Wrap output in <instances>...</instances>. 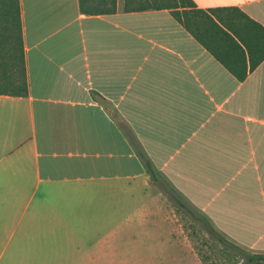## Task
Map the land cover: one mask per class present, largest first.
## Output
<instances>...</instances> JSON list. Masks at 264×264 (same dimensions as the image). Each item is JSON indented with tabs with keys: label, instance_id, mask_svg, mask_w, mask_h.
<instances>
[{
	"label": "crops",
	"instance_id": "0c3cea01",
	"mask_svg": "<svg viewBox=\"0 0 264 264\" xmlns=\"http://www.w3.org/2000/svg\"><path fill=\"white\" fill-rule=\"evenodd\" d=\"M191 1L238 26L242 80L167 9L118 0L86 15L77 0H19L26 93L0 94V264H109L111 243L149 220L165 228L162 250L184 256L170 202L239 255L264 254V58L248 69L264 33L226 10L264 28V0Z\"/></svg>",
	"mask_w": 264,
	"mask_h": 264
},
{
	"label": "trees",
	"instance_id": "16d2710c",
	"mask_svg": "<svg viewBox=\"0 0 264 264\" xmlns=\"http://www.w3.org/2000/svg\"><path fill=\"white\" fill-rule=\"evenodd\" d=\"M118 0H77L78 10L82 14L95 15L113 13L117 10ZM120 11H139L146 9H167L174 19L182 25L210 54L218 60L237 80L246 75L244 62L245 47L249 55L247 41L233 29V23H227L218 15L225 9L195 8L191 0H121ZM236 15L240 27L250 28L253 32L262 31L257 22L236 8H228ZM234 14H231V17ZM238 27V26H236ZM230 31L233 35L229 34ZM236 37L234 39L233 37ZM250 38V42H251ZM264 58V46L255 55L249 57L248 69H252ZM241 60V61H240ZM26 93V78L21 38L19 0H0V94L22 96ZM121 125V124H120ZM130 145L140 159L145 172L152 181H156L159 172L150 163L133 135L121 125ZM240 264H264L263 253L240 251Z\"/></svg>",
	"mask_w": 264,
	"mask_h": 264
},
{
	"label": "rangeland",
	"instance_id": "374dc122",
	"mask_svg": "<svg viewBox=\"0 0 264 264\" xmlns=\"http://www.w3.org/2000/svg\"><path fill=\"white\" fill-rule=\"evenodd\" d=\"M120 1V0H119ZM158 187L153 184V192ZM98 196V195H96ZM167 200V199H166ZM170 202L169 200H167ZM182 201V200H181ZM184 201V200H183ZM173 213L179 217L178 221L182 223L185 237L189 240V253L180 257H172L170 253L162 250L166 244L167 235L161 232V229L152 227L151 222H145L143 225L144 233L138 230L137 239L133 232L128 233L127 241L111 243L109 259L105 255L109 264H239L240 255L234 246L227 240L219 241L216 237L220 234L212 231L211 234L203 231L202 218L195 219L194 215L198 213L191 208V216L187 215L183 209L177 207L172 202ZM188 207V205H187ZM196 220H198V223ZM149 231V235L145 233ZM159 235L158 234H161ZM165 239V240H164ZM181 253V252H180ZM169 254V255H168ZM183 254V253H182ZM95 264H98L97 261ZM102 257H101V263ZM104 264H108V261Z\"/></svg>",
	"mask_w": 264,
	"mask_h": 264
}]
</instances>
